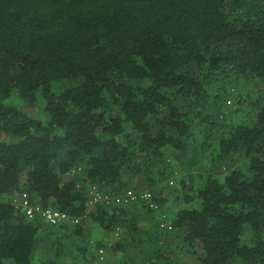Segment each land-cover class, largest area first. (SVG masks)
Here are the masks:
<instances>
[{"label": "trees", "instance_id": "trees-1", "mask_svg": "<svg viewBox=\"0 0 264 264\" xmlns=\"http://www.w3.org/2000/svg\"><path fill=\"white\" fill-rule=\"evenodd\" d=\"M231 80L261 87L257 113L220 130L212 91ZM14 92L43 100L46 120L8 105ZM198 129L219 135L198 150L207 176L170 231L137 228L130 204L88 203L91 186H160L167 153L182 161ZM16 194L80 221L0 203V264H109L101 249L114 264H175L179 245L197 264H264V0H0V196ZM85 222L126 238L91 244ZM44 238L53 251L36 262Z\"/></svg>", "mask_w": 264, "mask_h": 264}, {"label": "rangeland", "instance_id": "rangeland-1", "mask_svg": "<svg viewBox=\"0 0 264 264\" xmlns=\"http://www.w3.org/2000/svg\"><path fill=\"white\" fill-rule=\"evenodd\" d=\"M222 86V88L212 91L213 95L219 96V99H217L216 102L215 110H212V113L216 115L219 127L222 126L220 130H225L228 127L252 120L257 113V109H254L252 106V101L254 98H257L258 94L260 93L261 87H256L254 84L246 85L237 80H231L229 82L224 83V85ZM6 103L8 105L16 107L17 109H19L25 114H28L34 119L41 121L46 120V116L42 110L44 107V102L41 99H39L38 104L36 106L31 107L25 104L24 101L19 98L17 93L14 92ZM201 131V129L197 130L198 134L192 140L193 149L189 150L188 155L182 158V161H173L171 159V153H167L166 160L171 164V172L168 175V178L164 181H159L160 179L157 177L156 180L161 182L160 186H157L156 188L152 189H149L147 187H141V190H133V188L138 185L137 178H130L132 186H130L129 190H133L136 192H151V190H155V192H157L158 194L154 195L155 198L159 197L161 200H166V203H163L161 205L159 204L160 209L158 211L150 213H148V210L143 206L146 205L145 203H129L130 205L127 206L129 207L128 209L130 212L128 218L136 222L137 228L149 231L150 229L153 230L158 227L162 231L167 230L161 228L162 220H166L168 224H171L174 220L177 211L180 208L188 206L184 199L186 195L190 194V191L188 192L187 190L189 188H193V186L201 185L203 183V179L207 176V169H209L206 159H201L198 150L201 149V146L208 147V144L212 142V140L217 138L219 135V133H214L211 137L212 140H210L211 138H205L200 133ZM211 170L213 171V173H215L216 171H219V168L212 167ZM140 180L142 181V184H145V180ZM183 184H185L184 188ZM93 188H96L98 190V188L95 186H91L87 189L88 203L92 202ZM101 193L112 196L104 192ZM23 198L24 197L22 195L17 194L2 195L0 196V203L11 202L16 207L21 208L20 205L23 204ZM36 204L38 203H34L32 205ZM130 231L133 238V244H135L140 236L139 234H134L132 230ZM60 232L62 234H65V231ZM84 234L85 238L89 240L91 244H95L103 239L105 240L104 242H114L115 240L126 238L125 232L122 230H119L111 236L107 237L101 229H99L91 222H85ZM166 236L167 237L165 240H171L168 234H166ZM81 241V237H73L70 239L67 238L62 242L64 248L69 249L71 247H75L76 245H80ZM50 250L53 251V247L51 248L49 240L44 238L41 243H39L35 251V261L38 262L45 258L51 257ZM101 250H103L104 252ZM101 250L99 251V254L103 256V258L101 259H103L104 261H108L109 264H114L118 260V258H116L114 255L107 254L104 249ZM170 253L175 264H197V259L184 252L181 248V245L172 249Z\"/></svg>", "mask_w": 264, "mask_h": 264}, {"label": "built area", "instance_id": "built-area-1", "mask_svg": "<svg viewBox=\"0 0 264 264\" xmlns=\"http://www.w3.org/2000/svg\"><path fill=\"white\" fill-rule=\"evenodd\" d=\"M73 171L72 173H74ZM172 184V183H171ZM93 199L90 202L91 206L101 204L105 206L112 205H126L129 203H145L151 211H158L160 209L159 204L155 200V196L152 192H136L133 190L126 191L124 194L119 196H109L102 194L96 188L92 190ZM23 204L20 205L22 211L29 218H33L36 215L41 216L48 224L53 226H59L67 222L73 224L79 223V218H72L66 213H62L58 210L47 208L43 209L39 204L32 205L26 195L23 196ZM161 228L171 230L172 223L168 224L166 220H162ZM102 253V252H101Z\"/></svg>", "mask_w": 264, "mask_h": 264}]
</instances>
